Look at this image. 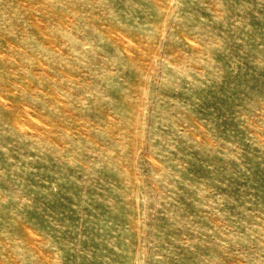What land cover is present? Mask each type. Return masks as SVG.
<instances>
[{
  "label": "rangeland",
  "instance_id": "rangeland-1",
  "mask_svg": "<svg viewBox=\"0 0 264 264\" xmlns=\"http://www.w3.org/2000/svg\"><path fill=\"white\" fill-rule=\"evenodd\" d=\"M0 264H264V0H0Z\"/></svg>",
  "mask_w": 264,
  "mask_h": 264
}]
</instances>
